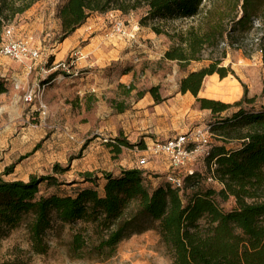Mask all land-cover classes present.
<instances>
[{
  "label": "rangeland",
  "instance_id": "1",
  "mask_svg": "<svg viewBox=\"0 0 264 264\" xmlns=\"http://www.w3.org/2000/svg\"><path fill=\"white\" fill-rule=\"evenodd\" d=\"M21 1L14 0V4ZM63 2L33 0L27 9L14 13L0 25V43L10 27L13 38L28 41L39 54L35 60L22 62L0 56V178L25 181L32 174L55 176L58 184L39 186L38 195L42 196L73 195L87 186L101 192V171L118 173L122 168L136 167L137 160L146 154L143 151L146 144L154 139L216 120L209 111L203 113L189 93L183 96L177 91L179 78L207 61H192L180 68L176 62L162 59L171 41L138 23L146 12L145 5L126 13L117 9L91 12L80 25L84 30L82 35L61 46L57 9ZM3 13L8 16L10 10ZM114 20L123 22L128 36L113 32ZM189 23L190 19L172 18L162 24L171 31L185 28ZM263 35L264 26L255 23L246 35L225 47L221 64L229 65L233 74L217 83L229 86L236 81L240 95L228 101L213 95L216 100L232 103L239 99L240 83H243L252 101L241 106L245 110L264 111V66L256 41ZM75 51L84 55L70 70L75 73L66 75L59 68H52L58 62H65ZM152 86L157 87L162 98L158 103H154L147 91ZM127 88H130L128 92ZM29 90L31 98L27 100L25 92ZM139 92H144L141 97L137 95ZM118 106L123 107L122 111ZM232 110L220 116L229 115ZM114 140L132 145H121L115 151L110 145ZM211 142H216L213 137ZM237 144L230 141L225 145L232 148ZM162 162L167 167L164 160L150 157L140 167L150 186L164 180L166 172L153 168ZM54 164L66 169L54 173ZM191 164V170H204L202 157L196 156ZM8 165H12L11 171L5 172ZM83 172H91V178H97L93 179L96 181L85 179ZM208 184L218 188L215 182ZM233 205L232 198L219 203L224 211ZM81 226H84L81 221L71 224L54 221L45 234L46 252L32 254L28 252L26 232L20 224L0 239V260H12L16 256L24 264H172L154 224L120 240L108 257L85 248L80 256H73L69 242Z\"/></svg>",
  "mask_w": 264,
  "mask_h": 264
},
{
  "label": "trees",
  "instance_id": "2",
  "mask_svg": "<svg viewBox=\"0 0 264 264\" xmlns=\"http://www.w3.org/2000/svg\"><path fill=\"white\" fill-rule=\"evenodd\" d=\"M32 2L23 0L15 5L14 0H0V25ZM142 4L147 9L138 23L171 41L162 59L174 61L180 68L192 61H207L177 82L179 93H190L199 109L216 116L209 123L216 142L210 143L208 154L202 158L204 170L185 175L180 189L171 187L165 178L150 186L146 173L137 167L122 168L116 174L101 171V192L87 186L73 195H38L42 183L58 184L51 174H32L25 181L0 178V239L22 224L28 252L43 254L48 248L45 234L54 221H81L84 226L72 234L69 252L80 256L85 248L108 257L120 240L154 224L172 264H264V111L241 106L252 101L243 83L240 98L232 103L198 96L207 75L216 73L222 79L233 74L229 65L221 64L225 47L236 43L255 23L264 26V0H64L57 9L58 41L78 28L91 12L117 9L126 13ZM3 10H10V14ZM172 18L190 19V23L169 31L162 23ZM256 41L264 66V35ZM147 91L154 103L162 100L156 86ZM118 107L122 111L123 107ZM230 108L234 110L229 115L220 116ZM230 141L238 144L226 147ZM110 145L119 151V146L132 144L114 140ZM11 168L8 165L4 171ZM65 169L53 165L54 173ZM82 175L92 183L97 179L91 178V172ZM213 181L218 188L206 185ZM228 198L234 205L224 211L219 203ZM0 264L24 262L15 256L0 260Z\"/></svg>",
  "mask_w": 264,
  "mask_h": 264
},
{
  "label": "built area",
  "instance_id": "3",
  "mask_svg": "<svg viewBox=\"0 0 264 264\" xmlns=\"http://www.w3.org/2000/svg\"><path fill=\"white\" fill-rule=\"evenodd\" d=\"M11 28L5 30V40L0 43V56L8 57L12 60L22 62L23 60H35L38 58V50L32 47L28 41L21 38H13ZM112 30L118 36L126 37L128 32L125 25L120 20H114ZM84 55L78 51L70 54L65 62H58L52 68H59L62 73L71 75L75 71L73 69L77 60L83 59ZM27 69L30 68L27 66ZM25 98L30 100L31 91L25 92ZM210 125L192 127L186 132L177 133L163 139H154L150 144H146L143 151L144 156L137 160V168L143 167L148 163L150 157L159 158L166 162L169 170L166 171L165 180L171 187L180 189L182 187V179L185 175L190 174L192 160L196 156L204 157L208 154L210 145ZM208 180L212 181L211 177ZM215 182V181H213Z\"/></svg>",
  "mask_w": 264,
  "mask_h": 264
},
{
  "label": "bare ground",
  "instance_id": "4",
  "mask_svg": "<svg viewBox=\"0 0 264 264\" xmlns=\"http://www.w3.org/2000/svg\"><path fill=\"white\" fill-rule=\"evenodd\" d=\"M217 74L213 73L212 77H210V81L206 82L205 91L207 93V96L213 97V95H220L225 101L233 99L237 97L238 94H240V88L236 84L235 81L234 84H231L229 86H226L225 84H219L217 82H221L222 79H216ZM225 78V77H224Z\"/></svg>",
  "mask_w": 264,
  "mask_h": 264
},
{
  "label": "crops",
  "instance_id": "5",
  "mask_svg": "<svg viewBox=\"0 0 264 264\" xmlns=\"http://www.w3.org/2000/svg\"><path fill=\"white\" fill-rule=\"evenodd\" d=\"M88 18V17H87ZM86 29V28H85ZM83 28L82 27H78V28H76L71 34H69L67 37H65L62 41H60L59 42V45H61V46H65V45H68V44H70L76 37H79L80 35H82V33H83ZM88 45V44H87ZM86 45V46H87ZM192 70H194V69H192ZM210 77H212V74H210V75H207L205 78H204V80H205V82L203 81V86H202V88H201V90H199V92H198V96H201V97H206V98H211V99H216V98H214V97H210V96H207V95H204V93L206 92L205 91V86H206V82L207 81H210L209 79H210ZM216 79H218V76L216 77ZM224 79V78H223ZM188 92H186V93H183V94H181V95H186ZM190 94V93H189ZM191 95V94H190ZM240 94H238L237 95V97L239 96ZM192 96V95H191ZM193 97V96H192ZM237 97H235V98H237ZM194 98V97H193ZM235 98H233V99H235ZM201 111H203V113H208L207 111H209V110H207V109H200ZM153 168H155V169H157L158 171H160L161 173H165L167 170V167H166V165L162 162V163H160L159 165H156V166H153ZM119 172V171H118ZM116 174V173H115Z\"/></svg>",
  "mask_w": 264,
  "mask_h": 264
}]
</instances>
